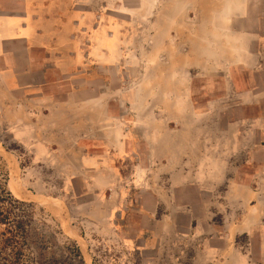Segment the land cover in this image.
<instances>
[{
  "label": "crops",
  "instance_id": "1",
  "mask_svg": "<svg viewBox=\"0 0 264 264\" xmlns=\"http://www.w3.org/2000/svg\"><path fill=\"white\" fill-rule=\"evenodd\" d=\"M46 1L0 0V104L11 96L13 112L25 117L22 128L56 129L63 138L73 137L71 145L85 142L97 178L134 182L143 172L165 179L161 186L158 180L150 185L152 199L164 186L194 191L204 217L193 218L213 235L217 212L229 211L236 222L232 239L257 230L262 197L260 206L248 208L250 197L236 195L239 187L225 185V202L216 194L234 156H253L255 123L264 129V0H151L159 13H150L147 42L156 51V64L148 77L172 86L142 90L135 85L118 111L111 108L110 89L94 86V73L81 76L82 88L72 84L78 80L75 52L57 40L66 30L60 23L67 13H46ZM101 45L104 51V41ZM104 78L109 79L102 75V83ZM194 81L213 85L200 88L202 105L191 100ZM101 185L108 188L109 180ZM204 253L206 263L217 264V246L208 245ZM238 258L230 249L224 264H237Z\"/></svg>",
  "mask_w": 264,
  "mask_h": 264
},
{
  "label": "rangeland",
  "instance_id": "2",
  "mask_svg": "<svg viewBox=\"0 0 264 264\" xmlns=\"http://www.w3.org/2000/svg\"><path fill=\"white\" fill-rule=\"evenodd\" d=\"M156 7L151 0H47L46 13H67L60 23L66 30L63 28L57 40L67 41L75 52L72 58L78 63V80L72 84L82 88L85 82L81 76L94 73V86L101 89L104 84L110 89L113 111L126 106L122 97L135 85L142 90L152 85L156 89L170 88L171 83L151 82L148 77L156 64V51L147 42L150 13H159ZM87 47L93 67L86 60ZM101 62L106 65H97ZM102 75L109 77L104 83ZM203 87L213 89L212 84L192 83L194 104H203V98L197 96ZM7 97L0 104V174L15 197L33 203L35 227L59 243L75 241L85 264H209L204 257L208 245L217 246V258L213 259L217 264H224L230 249L238 254L237 264H264V214L257 230L232 239L236 222L233 224L229 211L217 212L213 216L217 239L212 240L213 232L193 218L204 217L199 209L201 199L195 201L197 193L189 194L182 187L167 191L164 186L152 199L147 192L150 185L158 180L161 186L166 181L146 177L143 172L134 182L107 177L110 186L102 188L101 183L107 179L95 177L85 142L83 146L71 145L73 137L63 138L56 129L22 128L25 117L13 112V99ZM256 125L260 124L255 123L253 130V156L238 153L229 163V177L216 194L221 202L226 200L221 195L227 183L239 187L236 195L250 197L248 208H257L261 197L264 199V129ZM251 190L261 191L260 198H255ZM190 206L193 209H184Z\"/></svg>",
  "mask_w": 264,
  "mask_h": 264
},
{
  "label": "trees",
  "instance_id": "3",
  "mask_svg": "<svg viewBox=\"0 0 264 264\" xmlns=\"http://www.w3.org/2000/svg\"><path fill=\"white\" fill-rule=\"evenodd\" d=\"M34 214L33 203L15 197L0 174V264H85L75 241L40 232Z\"/></svg>",
  "mask_w": 264,
  "mask_h": 264
}]
</instances>
